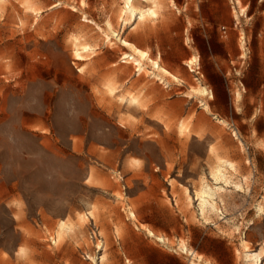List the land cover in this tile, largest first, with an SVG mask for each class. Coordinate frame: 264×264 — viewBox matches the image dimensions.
Wrapping results in <instances>:
<instances>
[{
    "label": "rangeland",
    "instance_id": "1",
    "mask_svg": "<svg viewBox=\"0 0 264 264\" xmlns=\"http://www.w3.org/2000/svg\"><path fill=\"white\" fill-rule=\"evenodd\" d=\"M239 1L0 0V264H264V0Z\"/></svg>",
    "mask_w": 264,
    "mask_h": 264
},
{
    "label": "bare ground",
    "instance_id": "2",
    "mask_svg": "<svg viewBox=\"0 0 264 264\" xmlns=\"http://www.w3.org/2000/svg\"><path fill=\"white\" fill-rule=\"evenodd\" d=\"M125 1V14L129 15L130 19L133 20L136 18V20L138 19L139 21H144L147 17H154V16H157L158 12V7L160 6V1L161 0H145L147 2H149V4H151L148 8L146 9H138L136 6H135V1L136 0H124ZM142 1V0H141ZM173 2V0H171ZM239 1V0H238ZM239 3H241V1H239ZM29 6V5H28ZM246 9V8H245ZM243 11H245L243 9ZM137 20V21H138ZM109 38V35L107 36ZM81 39V38H80ZM82 40H79V38H75V48H74V51H75V56L76 58L80 59L82 56H83V53L84 52H88L90 51V47L88 45H83L82 42H80ZM127 43V42H126ZM129 44V43H128ZM82 45V46H81ZM133 45V44H132ZM136 48V47H135ZM137 52H140L141 53V56L146 57V53L145 52H142L140 49H137ZM127 55V54H126ZM133 59H135L136 61H138L137 58H134L132 57ZM149 60L153 63L154 67L155 68H160V64H159V61L157 59H152V58H149ZM138 63V71L140 72H143L145 67H143L139 62ZM189 63L191 64L192 62L189 61ZM161 70H165L166 72L170 73L169 71H167L165 68L161 69ZM159 72V71H158ZM174 76V75H173ZM158 77V76H157ZM175 78H177L176 76H174ZM160 80H162L163 78L162 77H159ZM163 82V81H162ZM111 93H114V87L113 86H110L109 87ZM198 89V88H197ZM199 92L205 94L207 93V89L205 87L203 88H200L198 89ZM210 95V94H209ZM212 95V94H211ZM238 98H241V94L238 93L237 94ZM146 97V96H145ZM212 97V96H211ZM135 102H139L137 98H134L133 99ZM183 124H181V128L183 127L182 126ZM184 129V128H183ZM222 160V159H221ZM228 172V171H227ZM221 173V172H220ZM209 187V186H208ZM216 188V187H215ZM214 189V188H213ZM202 194L200 195V198H201V204L203 205L204 209H211V210H215L216 209V204L212 201H210L208 198H207V195H212V187L211 188H206L204 191L201 192ZM215 193V192H214ZM212 212V211H211ZM215 212V211H214ZM214 214V213H213ZM65 224V223H64ZM63 224V226H64ZM63 229V227H62ZM68 229V228H66ZM245 241V240H244ZM244 244V243H243ZM248 247V246H247ZM244 248V247H243ZM248 250V254L247 256L249 258H252L255 260H260L262 258V253H258V252H255V253H252ZM246 258V257H245Z\"/></svg>",
    "mask_w": 264,
    "mask_h": 264
},
{
    "label": "crops",
    "instance_id": "3",
    "mask_svg": "<svg viewBox=\"0 0 264 264\" xmlns=\"http://www.w3.org/2000/svg\"><path fill=\"white\" fill-rule=\"evenodd\" d=\"M183 1H189V0H183ZM191 1H195V0H191ZM196 1H203V0H196ZM174 2H175V0H174ZM134 22H137V20L136 21H134Z\"/></svg>",
    "mask_w": 264,
    "mask_h": 264
},
{
    "label": "built area",
    "instance_id": "4",
    "mask_svg": "<svg viewBox=\"0 0 264 264\" xmlns=\"http://www.w3.org/2000/svg\"><path fill=\"white\" fill-rule=\"evenodd\" d=\"M224 29H225V27H224Z\"/></svg>",
    "mask_w": 264,
    "mask_h": 264
}]
</instances>
